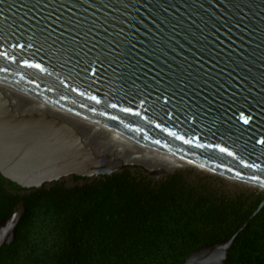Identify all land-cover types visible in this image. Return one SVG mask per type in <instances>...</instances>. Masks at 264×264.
Returning <instances> with one entry per match:
<instances>
[{
    "label": "water",
    "instance_id": "water-1",
    "mask_svg": "<svg viewBox=\"0 0 264 264\" xmlns=\"http://www.w3.org/2000/svg\"><path fill=\"white\" fill-rule=\"evenodd\" d=\"M0 53L8 54L0 81L32 98L264 184V0H0ZM85 138L0 95V175L18 186L128 168ZM139 168L155 179L169 174ZM263 204L182 264H228L236 235ZM23 211L19 201L0 222V247L14 239Z\"/></svg>",
    "mask_w": 264,
    "mask_h": 264
},
{
    "label": "trees",
    "instance_id": "trees-1",
    "mask_svg": "<svg viewBox=\"0 0 264 264\" xmlns=\"http://www.w3.org/2000/svg\"><path fill=\"white\" fill-rule=\"evenodd\" d=\"M263 198L231 196L192 169L158 179L131 169L71 175L36 189L0 175V222L19 201L24 208L0 264H182L229 238ZM228 264H264V204L236 235Z\"/></svg>",
    "mask_w": 264,
    "mask_h": 264
},
{
    "label": "bare ground",
    "instance_id": "bare-ground-1",
    "mask_svg": "<svg viewBox=\"0 0 264 264\" xmlns=\"http://www.w3.org/2000/svg\"><path fill=\"white\" fill-rule=\"evenodd\" d=\"M0 95H6L10 99L13 106L15 107L20 103H28V105L31 106L32 108H37L39 110L49 112L50 115L71 125L72 127H74L83 134H85L88 131H92L100 134L106 140V142H108V144L112 143L113 145L110 146L111 148H109L108 146L109 149L108 148L101 149L98 147L99 152L109 155L113 160L120 161L123 165L129 166L135 162H139V163L144 161L148 162L149 160L150 162H153V164L147 165V167L152 168L151 166H161L158 168H152V169L160 168L159 170H153L152 172H166L175 168H180L182 166L183 167L192 166V168L195 169L199 168L200 169V170L198 169L199 171L205 170L202 172L216 174L221 177L237 178L247 183H251L255 185L257 184L260 190L264 188L263 183H257L256 181H249L227 175L220 171H215L187 157L158 148L156 146L149 145L147 143H144L136 139L133 136L122 134L118 131L110 129L107 126L89 121L69 111L57 108L53 105L32 98L28 96L30 94L21 91L16 87H11L3 81H0ZM85 139L86 141L88 140L87 138ZM92 145L95 147L94 144ZM127 153L128 155H126ZM124 154L125 156H122ZM146 170L151 171L148 169Z\"/></svg>",
    "mask_w": 264,
    "mask_h": 264
},
{
    "label": "rangeland",
    "instance_id": "rangeland-1",
    "mask_svg": "<svg viewBox=\"0 0 264 264\" xmlns=\"http://www.w3.org/2000/svg\"><path fill=\"white\" fill-rule=\"evenodd\" d=\"M84 135L88 139V141L90 143L94 144L95 147H97V148L99 147L101 149L102 148L106 149V148H108V146H109V148H111L110 146L113 145L112 143H109L110 144L109 145L108 142H106V140L98 133H95V132H92V131H88ZM126 155H128V153ZM122 156H125V154L122 155ZM151 164H153V162H150L149 160H148V162L147 161L140 162V163L139 162H135V163H132V165L128 166L127 169L141 170L139 167L142 166L145 169L153 171V170H159L160 168L159 169H152V168L161 167V166H151L152 168L147 167V165H151ZM190 167H192V166L175 168V169L169 170V173H171V172H173L175 170H178V169H192V170H194L195 172H197L199 174L210 176L213 179H216L218 182H221L223 184L224 191L227 192L231 196H236V195H239V194H244L245 196H248V195L252 196L253 195L254 199H256V198H258L260 196H264V188L262 190H260L258 188L259 186L257 184L255 185V184H251V183H247V182L245 183V182L239 181V180L234 179V178L221 177L219 175L216 176V174L210 175L208 173L202 172V171H205V170L199 171L200 170L199 168L195 169V168H190Z\"/></svg>",
    "mask_w": 264,
    "mask_h": 264
},
{
    "label": "snow or ice",
    "instance_id": "snow-or-ice-1",
    "mask_svg": "<svg viewBox=\"0 0 264 264\" xmlns=\"http://www.w3.org/2000/svg\"><path fill=\"white\" fill-rule=\"evenodd\" d=\"M17 47H21L22 48L23 46L22 45H17ZM0 56H3L5 59L8 58V54L7 53H0ZM23 66H25V67H31V68H36V69H39V70L43 71V69L41 68V65L39 63L32 64V63H29L28 61H24L23 62ZM88 98L91 99V100H93V101H95L96 103H100V101L97 100V98L95 96H90ZM109 107L116 108L117 105L116 104H112V105H109ZM120 111H123V112H126V113H131L132 112V109L131 108H122V109H120ZM133 114L134 115H139L138 112L133 113ZM112 118L115 119V117H112ZM241 119L243 120V123H245V124L249 123V119L248 118H244L243 115L241 116ZM178 138L182 139V137H178ZM185 143H189V141H185ZM257 143L264 144V141H257ZM219 150L221 152H226L227 151L224 148H220ZM227 154L229 156H232L233 155L231 152H227ZM247 166L248 167H252V165H247ZM237 175H239V173H237ZM252 179L255 180L256 178L255 177H252Z\"/></svg>",
    "mask_w": 264,
    "mask_h": 264
},
{
    "label": "flooded vegetation",
    "instance_id": "flooded-vegetation-1",
    "mask_svg": "<svg viewBox=\"0 0 264 264\" xmlns=\"http://www.w3.org/2000/svg\"><path fill=\"white\" fill-rule=\"evenodd\" d=\"M229 262V261H228Z\"/></svg>",
    "mask_w": 264,
    "mask_h": 264
}]
</instances>
